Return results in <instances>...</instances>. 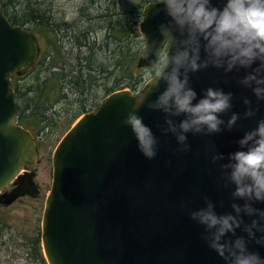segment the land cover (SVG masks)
Returning <instances> with one entry per match:
<instances>
[{
    "label": "water",
    "instance_id": "obj_1",
    "mask_svg": "<svg viewBox=\"0 0 264 264\" xmlns=\"http://www.w3.org/2000/svg\"><path fill=\"white\" fill-rule=\"evenodd\" d=\"M224 2L213 0L217 7ZM154 3L145 5L139 24L149 42L162 39L159 25L169 19L164 6ZM156 8L161 10L156 13ZM39 53L37 37L25 26L13 24L0 0V191L14 179L29 187L34 184L38 146L32 132L17 122L10 76L29 71ZM138 66H148L142 55ZM244 74L243 69L225 74L213 67L191 74L198 98L209 86L231 91V112L241 113V119L231 130L222 126L221 132L211 135L187 134L188 152L177 151L175 136L161 131L164 114L147 107L155 94L138 110L158 138L157 155L151 160L138 150L131 128L122 123L143 97L117 90L105 96L96 110L85 113L53 154L52 186L42 219V244L49 263L225 264L201 239L203 226L189 213L204 206L205 196L218 213L232 211V186L225 188L218 179L219 165L227 160L212 163L211 155L227 157L238 150L237 141L264 118V101H257L239 83ZM245 96L258 109L248 119L242 115ZM231 112L222 118L227 120ZM22 193L13 192L10 199ZM255 206L264 208L260 203ZM250 219L245 217L246 222ZM237 235L245 234L237 229ZM249 249L264 256V247L254 241Z\"/></svg>",
    "mask_w": 264,
    "mask_h": 264
},
{
    "label": "clouds",
    "instance_id": "obj_2",
    "mask_svg": "<svg viewBox=\"0 0 264 264\" xmlns=\"http://www.w3.org/2000/svg\"><path fill=\"white\" fill-rule=\"evenodd\" d=\"M158 4L169 19L159 25L162 39L149 42L143 34L142 58L151 71L143 78V100L136 101L122 121L149 160L156 157L159 142L138 110L153 94L147 107L164 114L161 131L175 136L177 151L190 150L187 134L211 135L221 132L222 126L231 130L241 119V113L231 112V91L209 86L198 98L191 74L209 67L225 74L243 69L240 85L250 89L257 101H264V0H225L222 7L213 0H155L152 5ZM242 99L247 106L243 118L254 117L258 109L247 96ZM229 112L228 119H223ZM177 117L182 118L177 121ZM237 143L239 149L227 157L218 152L211 155L212 163L227 160L219 165L218 179L223 187L232 186V211L218 213L205 196L204 206L189 215L203 226L201 239L225 264H264V256L249 249L251 241L264 247V208L255 206L264 204V118ZM237 229L245 235H237Z\"/></svg>",
    "mask_w": 264,
    "mask_h": 264
},
{
    "label": "trees",
    "instance_id": "obj_3",
    "mask_svg": "<svg viewBox=\"0 0 264 264\" xmlns=\"http://www.w3.org/2000/svg\"><path fill=\"white\" fill-rule=\"evenodd\" d=\"M150 1L79 0L68 10L59 0H2L8 18L32 30L42 47L36 66L12 81L18 121L46 137L66 111L73 122L98 105L91 95L98 88L107 94L138 88L149 71L137 60L143 46L139 23ZM7 227L0 213V241ZM39 243L37 256L45 262Z\"/></svg>",
    "mask_w": 264,
    "mask_h": 264
},
{
    "label": "rangeland",
    "instance_id": "obj_4",
    "mask_svg": "<svg viewBox=\"0 0 264 264\" xmlns=\"http://www.w3.org/2000/svg\"><path fill=\"white\" fill-rule=\"evenodd\" d=\"M59 1L62 3V8L68 10L72 5L79 2V0ZM142 40L144 45L143 37ZM142 50L140 55L142 54ZM111 83L112 78H107V86H110ZM142 85L143 83L136 89L132 88L133 92L142 96ZM105 93L102 88H98L91 95L94 97V101H99ZM69 117V112L66 111L58 121V125L51 132L47 130L48 133L46 132V134L48 135L46 137L40 136L41 138H38L39 159L35 180L43 186L45 197L48 195L52 184V156L59 141L70 128ZM44 206L45 199L43 205H40V209H37L38 203L30 199L17 200L15 198L11 201H3L0 198V213L2 217L6 218L9 225V227L5 228L3 240L0 241V264H45L39 257L40 255L37 256L36 251L33 252V249L30 250L25 245V243L31 244L39 235Z\"/></svg>",
    "mask_w": 264,
    "mask_h": 264
},
{
    "label": "flooded vegetation",
    "instance_id": "obj_5",
    "mask_svg": "<svg viewBox=\"0 0 264 264\" xmlns=\"http://www.w3.org/2000/svg\"><path fill=\"white\" fill-rule=\"evenodd\" d=\"M18 191H23L24 195L19 196V198L15 197V198H17V200L18 199H21V200L22 199H30L31 201L37 202L38 203L37 209H40V205H43V201L45 199V191H43V186L39 182H36V185L33 186L32 188H30L26 185H23L21 183H17V184L14 182L10 183L4 188L3 192L0 194V198L3 201H6V200L11 201L10 197L13 194V192H18ZM38 237H39V235L37 236L36 240L33 241L31 244L25 243V245H27V247L30 248V250L33 249V252L36 251V249H37L36 248L37 247L36 241H37ZM37 252H36V254H37Z\"/></svg>",
    "mask_w": 264,
    "mask_h": 264
}]
</instances>
